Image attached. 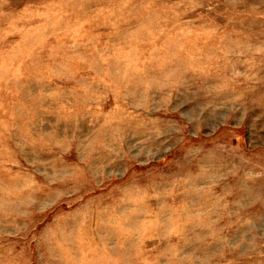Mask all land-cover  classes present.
<instances>
[{"label": "rangeland", "instance_id": "374dc122", "mask_svg": "<svg viewBox=\"0 0 264 264\" xmlns=\"http://www.w3.org/2000/svg\"><path fill=\"white\" fill-rule=\"evenodd\" d=\"M0 264H264V0H0Z\"/></svg>", "mask_w": 264, "mask_h": 264}]
</instances>
